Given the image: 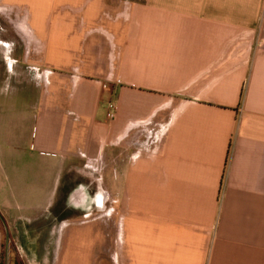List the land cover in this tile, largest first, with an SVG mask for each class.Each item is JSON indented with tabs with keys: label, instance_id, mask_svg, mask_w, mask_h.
I'll use <instances>...</instances> for the list:
<instances>
[{
	"label": "crops",
	"instance_id": "0c3cea01",
	"mask_svg": "<svg viewBox=\"0 0 264 264\" xmlns=\"http://www.w3.org/2000/svg\"><path fill=\"white\" fill-rule=\"evenodd\" d=\"M0 15V264H264V0Z\"/></svg>",
	"mask_w": 264,
	"mask_h": 264
},
{
	"label": "rangeland",
	"instance_id": "374dc122",
	"mask_svg": "<svg viewBox=\"0 0 264 264\" xmlns=\"http://www.w3.org/2000/svg\"><path fill=\"white\" fill-rule=\"evenodd\" d=\"M8 20L6 18L1 17L0 15V27L4 29L3 25H5L9 30L11 29V23L7 22ZM5 22V23H4ZM7 28H5L7 30ZM18 68V67H17ZM7 74L5 76L7 78ZM40 83H38L39 86ZM33 94V93H32ZM32 94L29 93V90L27 89L26 85L24 84H16L15 82H8L6 84L2 83L0 84V113L5 111L7 114L11 110H29L33 107V97ZM106 118L113 119L116 111V104L113 100H109L106 103ZM12 132V130H5L0 129V152L5 151V146H2L1 141L7 140L9 138V134ZM25 134V131L19 130V136H23ZM140 152V151H139ZM138 153V151H135L134 154ZM97 166H99V169H102V162H98ZM98 169V168H97ZM99 172V171H98ZM109 210V209H108ZM113 217H117L115 213L112 211ZM109 218V215L107 216ZM4 255V252H3ZM3 260V258L1 259ZM5 260V259H4ZM14 264H20L19 261L16 259L13 262ZM3 264V263H1Z\"/></svg>",
	"mask_w": 264,
	"mask_h": 264
},
{
	"label": "water",
	"instance_id": "95a60500",
	"mask_svg": "<svg viewBox=\"0 0 264 264\" xmlns=\"http://www.w3.org/2000/svg\"><path fill=\"white\" fill-rule=\"evenodd\" d=\"M6 254H5V260H4V264H8V261H7V242H6Z\"/></svg>",
	"mask_w": 264,
	"mask_h": 264
}]
</instances>
